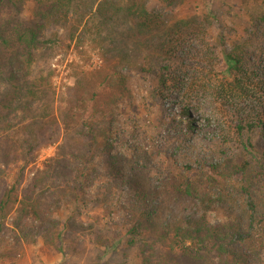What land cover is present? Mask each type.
I'll return each mask as SVG.
<instances>
[{
	"label": "trees",
	"instance_id": "1",
	"mask_svg": "<svg viewBox=\"0 0 264 264\" xmlns=\"http://www.w3.org/2000/svg\"><path fill=\"white\" fill-rule=\"evenodd\" d=\"M158 1L167 7L183 2ZM215 19L208 11L169 26L144 0H0V264H20L38 242L62 255L60 264H250L235 243L264 250V214L255 227L252 218L253 234L232 220L213 224L206 215L157 226L153 194L132 182L137 169L149 171L150 158L142 163L138 148L120 150L128 133L121 118L134 103L131 77L122 69L154 73L162 95L170 85L165 52L192 35L212 41ZM53 25L65 28L71 42L83 32L107 50L105 66L76 72L61 97L53 72L36 70ZM238 48L224 53L223 70L210 78L226 101L251 99L258 88L249 84ZM190 110L179 113L189 134L195 130ZM257 114L264 149V108ZM53 147L54 156L36 168L42 151ZM242 171L227 164L188 167L169 173L167 186L179 198L211 201L228 191L233 177L243 180Z\"/></svg>",
	"mask_w": 264,
	"mask_h": 264
},
{
	"label": "rangeland",
	"instance_id": "2",
	"mask_svg": "<svg viewBox=\"0 0 264 264\" xmlns=\"http://www.w3.org/2000/svg\"><path fill=\"white\" fill-rule=\"evenodd\" d=\"M144 1L151 11L164 14L169 26L176 19L208 11L217 19L209 32L212 41L192 35L173 51L165 52L171 61L164 64L167 69L163 73L170 85L162 95L158 80L152 76L154 73L142 74L139 67L122 69L131 77L134 103L121 118V125L128 133L121 140L125 148L120 150L132 154L130 150L138 148L137 159L150 158L152 163L149 171L137 169L133 185L140 183L153 194V221L157 226L187 216L206 215L213 224L232 220L239 223L243 233L253 234L252 218H255V227L264 214V149L257 114L258 108H264V0H183L176 7H167L158 0ZM30 9L29 5L28 13ZM236 45H239L237 54L244 60L243 72L249 84L258 88H252L251 99L226 101L210 78L223 70L224 53ZM106 51L83 32L76 34L71 42L65 28L53 25L42 39L36 70L46 68L53 72V88L61 97L68 87L74 86L76 72L97 71L105 66ZM132 56L135 57L133 52ZM181 107L191 108V117L195 119V130L190 134L182 124ZM129 121L135 126H127ZM132 135V141L126 146L127 137ZM55 151V147L43 150L36 168H41ZM212 164H227L230 168L235 165L243 170L240 173L243 180L233 177L228 191L214 195L211 201L179 198L169 190V173L188 167L201 171ZM95 215L88 214L90 218ZM235 247L247 251L250 264H264L263 249L253 246L250 249L248 241L237 242ZM61 262L62 255L47 251L38 242L25 250L20 264Z\"/></svg>",
	"mask_w": 264,
	"mask_h": 264
}]
</instances>
